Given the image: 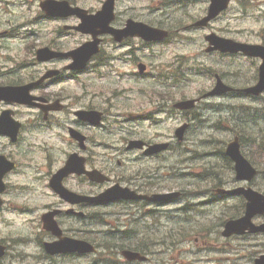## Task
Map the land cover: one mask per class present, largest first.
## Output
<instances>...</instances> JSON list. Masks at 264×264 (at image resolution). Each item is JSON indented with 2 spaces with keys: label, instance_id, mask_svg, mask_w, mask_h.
<instances>
[{
  "label": "rangeland",
  "instance_id": "obj_1",
  "mask_svg": "<svg viewBox=\"0 0 264 264\" xmlns=\"http://www.w3.org/2000/svg\"><path fill=\"white\" fill-rule=\"evenodd\" d=\"M75 1L84 8L89 9L92 12L100 9L105 0H70ZM179 1V0H178ZM188 5H183L181 3L173 4L169 6L168 15L158 14L157 9L160 6V0H118L116 11L118 13V21H125L127 18H136L139 20L146 21H158L161 15L162 18H168L171 15V22L164 21L165 25L170 24L174 27L173 38L166 43L151 45L150 48L145 47L140 50L141 45H137L140 49L137 50V54L144 63L154 66L152 69H161L162 66H168L169 64L176 69V72L180 74L181 80L177 83L178 96H195L200 92H205L209 90L213 85H215L214 73H219L229 84H233L237 87L247 86L253 84L255 81V75L260 64V60L254 58H246L242 55L237 56H223V55H206V53L201 52L204 49L206 43L204 36L209 32H216L224 37L233 38L240 41L251 42V43H263L264 42V0H255L250 3V7L247 10L241 8V2L236 1L232 4L231 8L218 20L214 21L207 30L199 29H182L181 21L184 22L188 20L191 16L195 18L201 17L206 13L208 3L205 0H187ZM40 0H0V74L6 69L5 66L12 67L15 66L19 74H26L27 72H36L43 68L41 64L31 67L32 69L25 68L34 59L35 51L46 45H51L57 47L58 45L63 50L73 49L78 47L84 41L90 39L89 35L81 34L75 31H63L60 33V27L65 24L77 25L79 20L76 18H71L67 20L61 19H46L42 17L41 10L39 6ZM242 9V10H241ZM191 20V19H190ZM176 25H174V22ZM105 38H109L106 36ZM106 39L104 43L105 53H110L112 50L110 48V43ZM204 45V46H203ZM122 53V52H121ZM119 62L116 63V67L124 73H128L129 78H134L132 74L136 75L138 72V65L133 62H126V60L120 56ZM33 63V62H32ZM31 63V65H32ZM64 64V63H63ZM185 64V65H184ZM195 68H191V67ZM203 68H201V67ZM159 67V68H157ZM98 75L96 76V83L91 84L94 87L93 90H100V93H96V97L105 98L111 96V93L107 90L112 89L109 85H102L100 82V74H104L109 70L107 66H99L96 68ZM193 72L189 74L190 70ZM201 69V70H199ZM211 69L212 73L209 72ZM95 70V69H94ZM195 71V72H194ZM94 74V73H93ZM183 75V76H182ZM149 77V76H148ZM8 79L4 81L0 77V82H9ZM125 83L120 86V88L127 89L125 93L118 97H114L113 103H117V107L114 111H125L127 110H142L151 107V102H148L147 97H143L137 94L134 90L138 87H143L145 89L149 87L156 88V83L153 79H147V81H126V76L124 77ZM72 95L78 97L82 94V90L79 87H72ZM132 89V90H130ZM125 97L126 99H122ZM113 98V97H112ZM251 99L244 97L238 98L236 96H222L213 97L206 99L203 102V107L198 115L199 121L196 123V129L190 131L189 138L192 143L193 149L197 152H190L187 154L193 159L190 161V168L194 170V173H199L203 167L201 165L208 164L207 158L203 157L204 151L214 150L216 147H221L224 143H227L234 137L236 132H241L243 129L245 132L251 133L255 142L247 141L246 146H244L246 152L249 154L250 158L260 167V174L252 182L255 189L264 192V95L258 100H254L249 103ZM94 106L104 107L101 105L99 100L92 102ZM230 104H235L237 107H241L242 114L256 115L255 119H252L253 123H249L243 127L242 122L237 125L230 123V129H225L224 131L216 130L215 128H210L211 124L218 120V118L223 115H227L230 112L226 111V107ZM248 104V105H247ZM126 105L129 108H126ZM253 105V106H250ZM78 106H86L85 100L81 101ZM214 106L220 110H214ZM222 109V110H221ZM244 109V110H243ZM238 116L242 114L237 113ZM225 117V116H224ZM71 118L69 113L65 118L68 121ZM224 121V118H220ZM248 119V118H247ZM64 121V120H63ZM141 123V122H140ZM134 128L137 133L142 132L143 127L147 128L148 124H136L133 123ZM168 123H164L160 126L161 130H167ZM115 132L117 131L114 128ZM152 130V128H148ZM123 129L118 134L111 136L112 138L119 141L117 145H122L125 137L136 136L137 134H128ZM65 135H63V134ZM58 133L57 137H46L44 134L35 133L30 140L31 146L29 149L30 154H35L37 156V163L43 154V147L50 145L52 149H56L57 152L52 154L47 152L46 155L50 157H59L60 164L71 152L72 144L66 142L64 139L68 137L67 132L62 131ZM92 138L93 145L91 146L90 155L92 156V161L96 167L101 169L112 168L118 179H121L125 174V166L120 167L118 165V160L121 159L128 165H132L133 170L142 169L143 171L149 169H143V165H155V161H127L125 156L120 157L115 153H112L111 149L105 150L101 146V143L107 141V135L103 134L102 131H97L95 133L89 132ZM147 137H152L151 131H146ZM137 137V136H136ZM43 138L44 140H39ZM196 147V148H195ZM38 150V152H37ZM196 153L198 155H196ZM195 156H200L196 157ZM133 158V155H130ZM63 158V159H62ZM180 159V158H178ZM186 166H184L185 168ZM50 171L47 169L46 173ZM221 177L230 182L231 185H246L244 183H239L235 180V172L228 165H224L220 169ZM201 180V178L199 179ZM178 183L183 186L187 183L186 178H177ZM194 181L195 175H194ZM205 180H203L204 182ZM217 180L212 183H206V186L213 185ZM166 181L162 178L161 185L162 188ZM188 183L189 187L195 189L198 187L196 185ZM70 185L76 189H90V185L87 182L73 178L70 180ZM51 192V191H50ZM49 202L51 204H57L60 202L54 194L51 192L48 194ZM210 196H198L194 195L190 203L194 207L201 208L203 210L194 211L191 215V219L196 218L195 222L197 225H205L206 230L198 232L196 234L191 232V235L187 236L188 240H179V227L174 226V222H178L175 218L169 216L170 224L164 221L161 228L152 227L151 231H147L146 235H142L136 230L131 231V227L128 225L127 231H131L137 237H146L143 239L144 243L152 248L156 249L155 253L152 255L150 263H134V264H177L182 262V264H253L254 259L261 253H264V235L249 236L247 239H238L239 237L224 238L222 235L223 226L221 223L223 220L228 218H236L240 213L244 211L243 199H236L230 208L221 205L218 202L205 203ZM171 206H167L169 208ZM116 207L112 209H101V212L106 213L115 210ZM12 224L8 227L1 225L2 231H12L18 233L21 239L28 237L31 229L29 225L23 221V219L11 218ZM32 220L31 218H29ZM161 219V218H160ZM29 220V221H30ZM263 219H258V222ZM65 226L72 228L73 224L70 220L63 219ZM192 229L196 225L194 223H189ZM102 236L98 237L100 239L98 243H109L116 242L121 243L120 239L126 238L130 232L125 235L120 233L110 232L112 229L109 226H98ZM172 227V228H170ZM179 228V229H177ZM184 228V227H182ZM117 229V228H116ZM173 231H169V230ZM115 230V229H114ZM174 233L173 242L179 250L170 252L169 249H165L167 245H170L167 240L169 238L163 237L165 233ZM39 238L44 237L42 233H38ZM100 234H98L99 236ZM155 236V237H154ZM37 239L34 241L35 247H27L25 243H21L18 247L22 258L15 261L17 264H49L43 261V255L38 251ZM135 240V238H132ZM113 241V242H112ZM155 242L159 245H155ZM33 242L30 243V245ZM111 245V244H110ZM25 247V248H24ZM157 253V251H159ZM18 252V253H19ZM60 261V260H58ZM120 261V260H118ZM54 264V261H50ZM60 264H73L68 258L65 261L62 260ZM76 264H84L83 262ZM123 264V263H121Z\"/></svg>",
  "mask_w": 264,
  "mask_h": 264
},
{
  "label": "flooded vegetation",
  "instance_id": "obj_2",
  "mask_svg": "<svg viewBox=\"0 0 264 264\" xmlns=\"http://www.w3.org/2000/svg\"><path fill=\"white\" fill-rule=\"evenodd\" d=\"M76 76L77 74L75 73H62L60 76L47 82L46 85L39 88L35 92L36 95L46 97V101L37 102L36 104L32 105H26L0 100V200H2V206H0V243L7 245V247L8 242L13 241V237L11 233L2 231L1 220L3 219L6 221V216L8 213L19 212L21 214L27 215L28 218L32 219H29L31 221V230L42 232L44 234L43 240L47 241H54L55 238L50 233L42 230L41 218L43 214L48 213L51 209H63V212L59 217L70 215L69 217H74L80 220H92L97 216V208L95 207L97 205H90L88 203L72 205L62 198H59L57 194H54V196L60 202L57 204H51L48 201L51 177L53 173H55L64 165V161H66L71 153L77 151L81 155H84L88 169L97 168L92 161V156L90 155V149L93 143H91L92 138L89 135V132H97L98 125L91 124L89 121L81 120L77 117H74L68 122L65 121L67 113L75 115V110H72L71 107L78 105L83 100H85L86 106H78V109H97V106H94L92 103L96 99V96L93 95L90 89H87V86L86 89L81 88L82 94L78 97H75L64 90H61L60 94H52L49 92V88H52L54 84H65L66 77L75 78ZM56 100H59L60 103L56 102ZM59 105H62V110H50L51 107ZM105 106L106 107L101 108L103 111L102 115L104 120H108V112L112 104L108 100L105 102ZM59 114H61L60 119H58ZM133 118H135V116L127 114L124 118V123L129 122ZM63 120L66 122L65 125ZM70 126L77 128L85 134L86 147L82 148V150L80 148L81 146L79 147L78 141H72L69 139L68 142L72 144L71 152L66 155V158H64V161L60 164L59 157H50L46 155L47 152L52 154L57 152V150L52 149L50 145H46L43 147V154L37 163V156L35 154L29 153V149L32 147L30 142H34L33 140H30V138L33 137L32 135L39 133L44 134L46 137H57L59 132H68V128ZM103 127H106V125ZM125 131V133L134 134L128 128H126ZM133 138L136 137H125L126 143L123 148L126 153V160L129 162L137 161L136 159L130 158L131 153H134L135 155L139 154L140 156H146L143 150L127 149V144H129L128 142H130ZM137 138L142 137L137 136ZM169 138L173 139L174 133L169 134ZM39 140L43 141L44 139L40 138ZM64 140L66 141V139ZM172 149L175 163L170 161L166 163V165L162 166L160 158L153 166L151 164L148 166L143 165V169H149L146 171H143L142 169L133 170L132 165L125 163L124 166L127 169H125V174L122 176L121 180H116L117 177L115 176L114 172H106L110 177V181L100 186L96 184L93 188L90 187L88 190L80 188L76 189L72 187L70 185V178L65 179L64 183L70 189L85 195H97L101 191L119 181L122 183V185L138 193L152 195L163 191H169L172 190L169 187H176L178 184V164H176L177 159L175 142L171 144L169 150ZM159 155L160 154L148 157H155ZM119 163H121V161H119ZM47 169H50V171L46 173ZM162 178L166 181L163 188L161 185ZM85 181L87 182L86 179ZM1 186H4V188L1 189ZM181 191V198L184 195L183 203L180 204L179 207H177V204H174L176 206L175 209H171V212L173 213L180 214L187 211L189 208L190 204L188 202V198L191 197L193 193L188 186V182L186 183V187ZM122 202L126 217V224L131 227L132 231L136 230L134 228L142 225L141 220L138 219L145 216L146 214L158 216L155 215L154 212L158 211L160 206L166 205V203H159L155 205L148 203L149 201L145 200H124ZM73 209L76 211H83L85 218L75 216L77 214L72 211ZM66 210H69L70 213L67 214L68 212ZM165 212H167V208H165ZM65 231L69 234L68 235L65 232V234L68 236H78V233L81 231V223L78 220H75L73 229L68 227L65 229ZM85 233H87V231H85ZM37 237L40 239L39 234H37ZM30 238H34L33 235H31ZM0 264H7V262L4 258H0Z\"/></svg>",
  "mask_w": 264,
  "mask_h": 264
},
{
  "label": "water",
  "instance_id": "obj_3",
  "mask_svg": "<svg viewBox=\"0 0 264 264\" xmlns=\"http://www.w3.org/2000/svg\"><path fill=\"white\" fill-rule=\"evenodd\" d=\"M229 0H213L212 6L210 8L209 17L205 18L203 21L198 24L204 25L210 20L212 17L216 16L221 10L228 6ZM42 7H44L47 11L50 12L51 15L61 14L67 15L71 13H78L79 16L83 19V25L80 27L84 32H95V28L101 27V32L110 31L108 24L113 19V10H114V0H108L103 10L99 12V14L95 16H89L86 11L83 10H72L68 7V5L64 2H57L54 0H48L45 3H42ZM64 8L66 12L59 11L60 8ZM131 31L132 33L142 35L145 39H160L164 36L162 31L157 29H152L148 26H143L138 24H131L129 28L126 30ZM216 48L225 51H238L240 49L244 50L246 53L251 55H260L264 59V48L261 46L254 45H243L239 43H235L229 40L220 39L219 42H216ZM96 43H89L77 51L73 52V55L77 60H80V64L84 63V59L87 58L91 53V51H95ZM58 53H54L50 51L48 48H43L38 51V59L40 61L48 60L53 56H57ZM223 90H228L221 82L218 84V88L216 92H222ZM264 90V63L261 66V80L257 84L250 89L254 94H260ZM6 93V92H4ZM182 132V130L180 131ZM227 154L236 162V176L238 180H248L251 181L255 175L256 170L252 167L251 163L242 155L239 145V140L236 137L233 142L228 145ZM235 193H242L248 199L247 210L245 215L237 220H232L227 223L225 235H231L232 233H240L243 232L244 229L248 226L252 228L253 231H263L264 232V223L260 226H255L252 223V218L257 214H264V195L257 192L253 188H239L235 191ZM121 192H119L116 188H113L103 194L100 199L101 200H109L113 198L120 197ZM48 251L51 253H55L59 251V248L53 246L48 247ZM131 255L136 256V254L129 252ZM256 264H264V255L256 260Z\"/></svg>",
  "mask_w": 264,
  "mask_h": 264
},
{
  "label": "bare ground",
  "instance_id": "obj_4",
  "mask_svg": "<svg viewBox=\"0 0 264 264\" xmlns=\"http://www.w3.org/2000/svg\"><path fill=\"white\" fill-rule=\"evenodd\" d=\"M158 203H162V201H161V202H158ZM163 203H164V202H163ZM165 208H166V205H165V206H160V208L158 209V211H155L154 214H155V215H158V216H160V215H164V213H165ZM138 220H141L142 225H144V224L147 223V221L144 219V216L141 217V218L138 219ZM138 220H137V221H138ZM137 221H136V222H137ZM142 225H140V226H138V227H136V228H134V229L138 230L139 227H141Z\"/></svg>",
  "mask_w": 264,
  "mask_h": 264
}]
</instances>
